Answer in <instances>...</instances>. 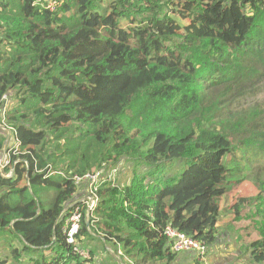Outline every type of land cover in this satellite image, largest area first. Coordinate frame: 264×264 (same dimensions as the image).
<instances>
[{"label":"trees","instance_id":"trees-1","mask_svg":"<svg viewBox=\"0 0 264 264\" xmlns=\"http://www.w3.org/2000/svg\"><path fill=\"white\" fill-rule=\"evenodd\" d=\"M263 85L264 0H0V264H178L167 226L264 264Z\"/></svg>","mask_w":264,"mask_h":264},{"label":"built area","instance_id":"built-area-1","mask_svg":"<svg viewBox=\"0 0 264 264\" xmlns=\"http://www.w3.org/2000/svg\"><path fill=\"white\" fill-rule=\"evenodd\" d=\"M4 99H6V96ZM9 164L10 161L6 158L3 161L1 159L2 168ZM116 172V169L112 171H104L103 169L74 177L76 184L79 186L80 193H77V205L74 207L63 229L69 244L74 245L77 243V235L81 229L83 219L85 217L87 220L90 219L91 214L96 209L99 202L98 190L100 185H102L103 181L111 179ZM9 176H11V173ZM162 233L172 242L173 250L177 253L191 252L205 255L208 252V248L204 242L190 238L172 226H167ZM75 250L84 256L82 249L76 247Z\"/></svg>","mask_w":264,"mask_h":264},{"label":"rangeland","instance_id":"rangeland-1","mask_svg":"<svg viewBox=\"0 0 264 264\" xmlns=\"http://www.w3.org/2000/svg\"><path fill=\"white\" fill-rule=\"evenodd\" d=\"M258 98L259 100H264V85H263V91L258 96ZM6 99H7V96H6ZM1 127H5V125L2 124ZM79 193L80 191L78 192V194ZM43 200H44L45 208L47 209L51 208L54 203V193L52 191L47 192V195L44 196ZM227 231H228L227 229L221 228V233H220L221 237L219 238L218 242L215 245L207 246L205 244L208 248V252L205 255H201L198 253H191V252L181 253L178 256V260H179L178 264H192L193 262H200L203 264L204 263L206 264H243L242 257H239L237 254V251L239 248L243 251L242 244H237L234 241L237 238V233L230 230L229 234L231 235V237H227L224 235L228 233ZM91 244L94 245L95 243L91 242ZM101 246L104 250H106L105 245H101ZM85 248L88 249V247H85ZM239 258L241 259L238 262ZM195 259H197L198 261H194Z\"/></svg>","mask_w":264,"mask_h":264},{"label":"crops","instance_id":"crops-1","mask_svg":"<svg viewBox=\"0 0 264 264\" xmlns=\"http://www.w3.org/2000/svg\"><path fill=\"white\" fill-rule=\"evenodd\" d=\"M0 127H1V125H0ZM2 128V130H4V131H6L7 132V130L5 129V127H1ZM9 134V133H8Z\"/></svg>","mask_w":264,"mask_h":264},{"label":"water","instance_id":"water-1","mask_svg":"<svg viewBox=\"0 0 264 264\" xmlns=\"http://www.w3.org/2000/svg\"><path fill=\"white\" fill-rule=\"evenodd\" d=\"M87 225H89V222L87 223Z\"/></svg>","mask_w":264,"mask_h":264}]
</instances>
